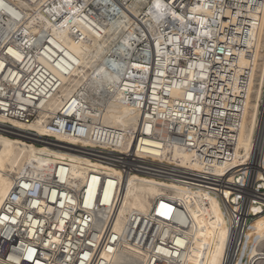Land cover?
<instances>
[{"label": "built area", "instance_id": "built-area-1", "mask_svg": "<svg viewBox=\"0 0 264 264\" xmlns=\"http://www.w3.org/2000/svg\"><path fill=\"white\" fill-rule=\"evenodd\" d=\"M98 1L105 9L121 10L120 0ZM161 1V7L176 1L171 10L186 18L169 19L163 28H172L164 33L159 28L161 45L173 47L169 50L173 61L167 66L170 77L159 76L161 80L150 86L144 79L141 88L132 87L133 91L128 93V101L138 110L132 144L126 147L121 131L102 121L108 96H100L87 87L67 94L60 108L48 116L46 134L37 136L32 132L25 137L80 157L94 168L78 175L79 166L61 161L36 172L27 166L20 175L13 176L11 190L0 208V264H183L193 223L173 190L164 188V193L151 199L147 212L132 209L117 225L123 189L131 175L189 191L196 210L205 209L209 203L195 194H211L227 224L228 260L236 254L249 225L264 218V122L258 121L240 165L231 166L250 70L247 65L240 67L239 62L244 59L249 63L253 59L264 0ZM56 2L46 0L44 7H52ZM152 3L146 0L140 11H150ZM190 6L197 12L188 14ZM1 10L19 13L17 0H0ZM90 16L101 17L97 11ZM192 21L202 22L198 28L200 37L198 32L186 29L185 23ZM2 24L0 16V50L17 48L15 40L32 37L24 51L35 58L37 51L49 43L51 36L45 29L31 36L24 26L17 29L19 34L3 32ZM131 33L143 38V42L133 48L132 44H125L127 58L122 59L123 64L130 60L151 64L150 42L156 34L144 23L136 25L128 20L125 31L104 55L105 65L117 61L115 46L122 44L124 38L137 40ZM184 66L195 71L189 86L182 81L180 70ZM33 68L48 80L49 74L36 64L30 65ZM3 69L0 68V75ZM155 71H164V66L155 65ZM11 77L8 82L0 78V119L30 123L44 112L32 96L36 94V84L26 80V88H20L23 80L13 73ZM173 81L177 89L191 96L182 95L168 104L151 93L155 84L157 91L168 97L166 87L174 85ZM0 130L14 132L7 127ZM57 136L78 143H57ZM165 148L190 154L197 168L181 165L169 153H163ZM256 202L262 209L252 215L249 211ZM159 203L169 209L168 218L157 214ZM127 245L134 247L139 257L123 253ZM29 249H33L31 260Z\"/></svg>", "mask_w": 264, "mask_h": 264}, {"label": "bare ground", "instance_id": "bare-ground-1", "mask_svg": "<svg viewBox=\"0 0 264 264\" xmlns=\"http://www.w3.org/2000/svg\"><path fill=\"white\" fill-rule=\"evenodd\" d=\"M45 1L17 0L19 13L6 10H1L0 12L3 21V32L19 34L17 29L24 26L31 36L39 34L41 29H45L51 36L49 43H45L37 51L35 58L29 57L24 51L31 44L32 37L24 36L19 41L15 40L14 43L17 48L10 46L8 49L5 47L0 50V68L4 67L0 78L5 82L11 81V74L13 73L15 78L19 77L23 80L20 88H26L23 85L26 80L35 83L37 87L35 90L36 94L32 96L37 100L35 104L44 110L30 123L0 119V129L7 127L14 131L6 133L0 130V208L13 185V177L9 176L7 172L14 171V175L18 176L22 173L27 163L32 166L33 172L46 170L50 164L61 161H69L79 166L81 170L78 171V175H81L85 169L94 168V165L80 157L67 155L37 140L28 141L29 139L25 137L32 132H36L37 136L46 134L44 126L48 116L60 108L63 98L67 94L79 87H87L100 96H108L102 121L107 125L118 128L121 131V135H123L124 145L128 147L132 144V131L135 129L138 120V110L128 101V93L133 91L132 87L141 88L140 83L144 79L148 80V86H150L153 81L161 80L159 76L170 77L167 68L173 61V56L169 51L173 47L169 48L161 45L159 28H163L169 19L179 20L180 16L171 10L176 1L171 6L166 3V5L161 7L162 1L155 0L151 16L147 13L141 15L137 13V9L146 0H120L122 6L121 10L118 11L105 9L98 0H57L52 7H44L43 3ZM41 3L44 7L42 10L38 7ZM157 4L160 6L157 7ZM96 11L101 15L98 19L90 16L92 12L96 13ZM196 12L197 10L190 6L187 13ZM37 13L38 15L36 16L35 14ZM138 15L139 22L147 25L148 29L153 30L156 34V37L150 42L152 47L151 64L148 65L131 60L127 65L123 64L122 59L127 58L125 44H130V46L132 44L129 47L133 48L136 43L143 42V38L131 33L137 40L129 41L124 38L122 44L119 43L115 46L114 53L117 55V61L111 62L109 66L105 65L103 61L104 55L111 49L110 46L115 45L118 39V36L114 38L116 34L111 37V33L125 31L128 20L135 23L138 20L135 21L133 18ZM40 17L41 21L42 19L45 21V24L39 23L41 22L39 20ZM185 18L186 16L182 19ZM52 19L54 22L51 21ZM258 19L260 26L254 38L253 59L249 63L244 59H240L239 62L240 67L247 65L250 70L246 92L247 98L237 137L235 155L231 162L232 167L240 165L241 160L247 155L253 135L258 128V121L264 122V94L262 91L264 83V3ZM136 25H139V23ZM185 25L187 30L191 29L193 32H198L200 37L201 29L198 30V28L202 25V22L192 21V23H185ZM169 28L172 27L163 28L162 32L164 33ZM146 38L147 42L150 41L148 36ZM147 42L145 43L148 44ZM160 46L163 47L162 50H160ZM20 48L22 51L19 50ZM94 50L101 51L98 55L100 58L93 59L96 53L93 52L94 55L87 59L85 65V62L82 61V56ZM69 53L71 55L74 54L75 61L79 59L84 62L83 65L85 66L72 68V65L65 61ZM35 64L43 72L49 74L48 80H44L43 74H39L35 68L30 69V65L34 66ZM88 65L94 66L93 68L95 69L87 70L86 66ZM155 65L164 66V71L154 72ZM29 70L31 72L27 75L23 74V71L28 72ZM180 72L183 76L182 81L189 86V83L195 79V71L191 67L184 66ZM256 77L258 79L257 88L254 87L255 85L252 82L256 80ZM40 81L43 83H40ZM173 84L171 85L170 83L166 87V91L169 92L167 93L168 97H164L163 93H159L157 91L158 86L155 84L151 93L155 98L162 97L164 102L168 104L174 103L182 95L187 96V98L191 96L189 92L186 94V91L181 92L180 88L177 89L176 81H173ZM57 140V143H78L74 139L61 136H57ZM147 143L158 145L157 142L152 140H147ZM163 153L165 155L169 153L173 159L179 161L183 166L197 168L188 153L176 149L168 150V148H165ZM164 188L174 191V196L186 207L193 223V227L188 231L191 235L190 244L183 264H264V218L249 225L236 254L231 260H228L227 224L220 205L217 204L211 194L203 192L195 194L200 200L209 203V206L205 209L198 208L196 210L194 209L193 194L189 191L168 186L153 179L131 175L123 189L117 212V225L123 221L127 212L132 209L143 213L147 212L151 206V199L160 192L164 193ZM225 195L227 196L228 192ZM164 207L162 203H159L156 212L158 215L168 218L169 209H167V206ZM261 209L262 205L256 202L251 205L249 212L253 215L257 214ZM123 253L136 257H139L138 255L140 254L131 245L124 247ZM118 260H121V257Z\"/></svg>", "mask_w": 264, "mask_h": 264}, {"label": "rangeland", "instance_id": "rangeland-1", "mask_svg": "<svg viewBox=\"0 0 264 264\" xmlns=\"http://www.w3.org/2000/svg\"><path fill=\"white\" fill-rule=\"evenodd\" d=\"M153 1V0H152ZM28 3H29V1H27ZM154 2H155V0L153 1V4H152V6H151V12L150 11H140V7H139V9H137L138 10V12L137 13H139V15H141V14H143V13H147L148 15H150L151 16V14H152V9H154ZM30 4V3H29ZM44 4V3H43ZM43 4L41 3V5H39L38 7H40L41 8V10L42 9H44V7H43ZM39 11V10H38ZM150 12V13H149ZM36 16L38 15V13L37 14H35ZM139 15L138 16H134V18H133V20H138V21H136L135 23L137 24V23H139L140 24V20H139ZM40 21H41V17H40V19H39ZM39 23H44L45 24V21L42 19V21L41 22H39ZM121 33V32H120ZM120 33H111V37L113 36V35H115L116 34V36L114 37V38H117V36L120 34ZM98 51V50H97ZM96 50H94V51H90V52H88L87 54H85V56H82V58H83V60L82 61H84L85 62V65H86V61H87V59H89L90 57H92V55H94V53H95V55H94V58L93 59H97V57H99L100 58V56H98L99 54H100V52L101 51H98L97 52ZM94 52V53H93ZM71 53V52H70ZM67 54V57H66V59H65V61L67 62V63H70V65H72L71 67L72 68H76V67H83V66H85V65H83L84 64V62H82L81 60H76L75 61V56H74V54ZM66 55V54H65ZM96 57V58H95ZM99 60V59H98ZM78 61H80V62H78ZM82 62V63H81ZM79 63V64H78ZM80 65H82V66H80ZM89 66V65H88ZM86 66V69L87 70H89V71H91L92 70V68L94 67H92V66ZM88 67V68H87ZM95 68H93V70H94ZM253 83H254V87L255 88H257L258 87V79H257V77H256V80L255 81H252ZM262 91H263V94H264V83H263V87H262ZM244 159V158H243ZM27 166H30V164L29 163H27L26 165H25V167H27ZM24 167V168H25ZM7 174L9 175V176H11V177H13L14 176V171H11V172H7Z\"/></svg>", "mask_w": 264, "mask_h": 264}, {"label": "snow or ice", "instance_id": "snow-or-ice-1", "mask_svg": "<svg viewBox=\"0 0 264 264\" xmlns=\"http://www.w3.org/2000/svg\"><path fill=\"white\" fill-rule=\"evenodd\" d=\"M159 6H160V5L157 4V7H159ZM9 51H11V50H9ZM25 187H27V185H25ZM53 196H55V193H53ZM4 219H7V217H5ZM28 252H29L28 259L31 260V259L33 258V257H32L33 249H29Z\"/></svg>", "mask_w": 264, "mask_h": 264}]
</instances>
